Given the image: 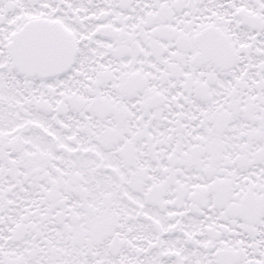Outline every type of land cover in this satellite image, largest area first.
Instances as JSON below:
<instances>
[{
  "label": "snow or ice",
  "instance_id": "6c2138e0",
  "mask_svg": "<svg viewBox=\"0 0 264 264\" xmlns=\"http://www.w3.org/2000/svg\"><path fill=\"white\" fill-rule=\"evenodd\" d=\"M0 264H264V0H0Z\"/></svg>",
  "mask_w": 264,
  "mask_h": 264
}]
</instances>
